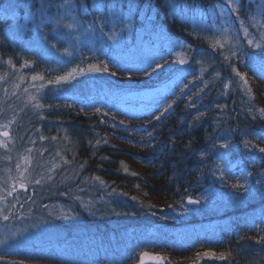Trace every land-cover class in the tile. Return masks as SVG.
Returning a JSON list of instances; mask_svg holds the SVG:
<instances>
[{
    "label": "trees",
    "instance_id": "16d2710c",
    "mask_svg": "<svg viewBox=\"0 0 264 264\" xmlns=\"http://www.w3.org/2000/svg\"><path fill=\"white\" fill-rule=\"evenodd\" d=\"M179 2V12H171L165 0L151 2L153 18L148 23L164 32L174 49L168 51L165 41L161 42L156 66L150 71L129 74L122 59L124 50L114 52L113 63L109 47L100 45L92 57L84 46L83 55L99 63L105 74V86L91 88L81 79L56 84L70 86L72 95L54 98L48 87L45 108L36 114L40 121H27L34 114H23L25 134L17 136L22 142H37L30 135H37L38 128L45 140L38 149L46 151L45 157L65 152L55 159L59 165L55 192L71 198L88 192L108 197L113 200L109 210L113 209L114 218L130 216L139 224L155 226L185 227L197 218L210 221L222 213V202L226 210L219 219L234 213L249 216L251 206L264 208V188L257 182L260 176L264 183V79L252 66L254 56H264L263 30L254 23L259 6L264 16V0ZM88 18L83 15L87 22ZM98 23L100 34L107 35L109 24ZM8 24L0 15L2 60L16 66L21 61L33 63L36 71L54 82L63 76L62 70H54V76L48 73L50 66L41 52L12 39ZM229 37L234 44L227 42ZM207 59L209 68L202 73L200 62ZM237 73L246 79L248 90L241 88ZM179 74H185L182 84L153 114L132 117L118 106L124 89L158 88ZM41 169L47 173L49 161ZM244 184L248 188L243 192ZM203 197L214 207L201 210ZM190 199L199 201L192 205L197 213L186 207ZM198 264H264V238H233L222 260L202 255Z\"/></svg>",
    "mask_w": 264,
    "mask_h": 264
},
{
    "label": "rangeland",
    "instance_id": "374dc122",
    "mask_svg": "<svg viewBox=\"0 0 264 264\" xmlns=\"http://www.w3.org/2000/svg\"><path fill=\"white\" fill-rule=\"evenodd\" d=\"M151 2L92 0L88 5L74 0H0V15L10 21L6 29L11 38L41 52L48 60V73L53 72L52 76L59 70L63 72L54 82L36 71L33 63L21 61V66H16L11 60H2L0 54V264H126L136 258L138 264L141 254L147 251L161 256L165 264H198L202 255L222 260L227 242L233 238L256 241L264 237L262 206H251L249 216L234 213L232 217L219 219L226 210L222 202L219 203L221 214L216 213V217L206 222L197 218L185 227L155 226L144 221L139 224L130 216L114 218L113 209L109 210L113 200L108 197L88 192L71 198L69 194L55 192L57 187L53 182L59 167L56 160L65 152L54 153L51 159L45 157L46 151L38 149L45 144L38 128L37 135L28 133L37 140L33 145L18 138L25 134L21 131L23 114H34V117L28 115L27 121H40L36 114L45 108L48 87L49 95L55 98L72 95L70 86L56 84H70L69 81L76 79L91 88L105 86V74L99 63L88 61L83 55L84 46L92 57L99 53L100 45L109 47L113 63L117 60L114 52L126 51L122 59L129 74L150 71L156 66L166 36L148 23L153 18ZM165 3L171 12H179V0H165ZM256 12L254 23L263 30V38L264 16L260 6ZM83 15L89 17V22ZM98 20L109 24L107 35L100 34ZM229 39L228 43H235L233 37ZM170 42L165 41L163 46L173 51ZM210 62V59L200 62L202 73L208 70ZM252 66L264 79V56H254ZM184 75L179 74L154 89H124L117 104L132 117L151 115L182 84ZM237 79L241 88L248 90L246 79L240 74ZM21 144L25 148H20ZM48 161L50 169L44 173L41 168ZM70 175L68 172L65 179ZM257 182L264 188L260 176ZM20 185L32 192L25 196V191H16ZM247 188L244 184L242 191ZM199 201L203 202L201 210L214 207L205 197ZM187 203L186 207L197 213Z\"/></svg>",
    "mask_w": 264,
    "mask_h": 264
},
{
    "label": "water",
    "instance_id": "95a60500",
    "mask_svg": "<svg viewBox=\"0 0 264 264\" xmlns=\"http://www.w3.org/2000/svg\"><path fill=\"white\" fill-rule=\"evenodd\" d=\"M163 258L154 255L151 252H144L141 255L139 264H163Z\"/></svg>",
    "mask_w": 264,
    "mask_h": 264
}]
</instances>
